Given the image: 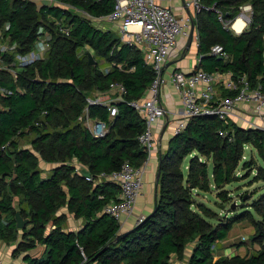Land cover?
<instances>
[{"label":"trees","instance_id":"trees-1","mask_svg":"<svg viewBox=\"0 0 264 264\" xmlns=\"http://www.w3.org/2000/svg\"><path fill=\"white\" fill-rule=\"evenodd\" d=\"M53 1L91 19L106 17L114 9V0ZM198 1L202 8L194 23L202 58L196 69L246 75L264 92V0ZM245 5L252 10L250 23L237 36L223 27L216 10L224 21H233ZM90 20L58 6L36 12L29 0H0V31L16 46L15 53L3 57L6 64L13 63L16 54L31 51L40 38L49 44L39 61L23 69L12 66L15 76L0 71V88L11 92L0 94V243L18 241L13 256L44 247L38 257L25 254L24 264H174L173 259L183 260L191 243L186 264H264V195L246 207L245 195H240L244 207L225 218H217L193 197L194 192L214 193L226 203L232 196L226 187L241 178L237 169L252 166L253 161L243 156L246 146L264 161L263 132L213 116L190 118L180 133L173 134L159 157L152 212L115 241L120 224L104 208L118 201L120 189L95 181L101 173L119 171L125 162L139 168L146 161L147 153L137 140L144 120L129 103L146 97L155 73L138 48L122 44L117 35L95 28ZM56 22L64 25L57 27ZM215 45L223 48L227 59L209 55ZM90 52L94 65L88 64ZM116 84L124 87L122 95L110 90ZM107 93L122 99L113 103L117 115L111 119L105 107L87 103ZM84 112L106 124L103 137L94 138L80 121ZM24 138L29 148L20 145ZM40 160L58 166L43 178ZM73 160L86 168L92 181L67 163ZM62 208L83 220L80 230L63 231L65 215L56 216ZM16 212L28 221L22 230L16 227ZM215 218L218 223L213 225L209 221ZM244 221L254 228L255 254L214 258L212 247Z\"/></svg>","mask_w":264,"mask_h":264},{"label":"built area","instance_id":"built-area-1","mask_svg":"<svg viewBox=\"0 0 264 264\" xmlns=\"http://www.w3.org/2000/svg\"><path fill=\"white\" fill-rule=\"evenodd\" d=\"M184 8L191 9L192 14L179 17L172 9L161 6L156 0H114L112 13L98 20L108 21L117 25V37L120 42L130 47H135L142 53L143 61L150 65L155 73L146 97L142 100L131 101L129 106L142 116L145 124L144 131L138 136L140 146L146 151L147 158L154 148L153 130L155 124L164 118L165 112L162 108L159 95L163 84L162 71L165 63L180 37L187 38L189 29L194 23V15L202 8L198 0L184 2ZM208 10V8H205ZM210 10H214L211 7ZM243 10H251L249 6ZM218 13V20L227 30L231 29L233 21H224L222 15ZM91 18L89 15H87ZM247 25V17L241 15ZM61 32L68 36L66 28ZM49 44L44 38L36 41L34 48L24 54H16L14 62L6 64L3 57L15 53L16 46L8 44V37L0 31V71H7L15 76L12 66L23 69L41 59L48 50ZM209 55L227 59V54L220 45L211 47ZM170 83L179 94L181 102V116L174 127V134L180 133L188 119L198 116H213L218 120L227 123H241L244 129L258 130L264 133V121L261 125L251 123L242 117V108H251L254 116L264 119V92L260 85H252L246 75L232 76L231 73H206L203 70H196L189 75L175 71L170 75ZM222 83L227 96L219 97L216 94V86ZM110 90L122 95L125 89L122 85H111ZM0 94H11L0 88ZM103 99H87L89 105H99L105 107L109 118L117 115L114 102L121 101V97H111ZM106 95V94H104ZM80 121L90 131L94 138H101L107 133L105 123L98 120H91L84 112ZM223 136V134H221ZM247 147V146H246ZM245 147V148H246ZM146 162V161H145ZM132 167L128 162L123 163L119 171L109 174L101 173L96 177V183L103 181L111 182L120 189L118 201H111L104 208V213L121 222L124 217L133 215L136 201L143 186L144 166ZM81 171V170H80ZM77 170V172H80ZM86 181H92L91 176H85ZM144 217L136 219V225L142 222ZM213 246L212 248H214ZM0 264H4L0 254Z\"/></svg>","mask_w":264,"mask_h":264},{"label":"crops","instance_id":"crops-1","mask_svg":"<svg viewBox=\"0 0 264 264\" xmlns=\"http://www.w3.org/2000/svg\"><path fill=\"white\" fill-rule=\"evenodd\" d=\"M161 6L168 7L172 9L174 14H176L179 17H183L187 14H192L191 9L184 8V2H187L189 0H156ZM247 6V5H246ZM98 20V19H93ZM238 18L233 20V24L231 26V31L234 35H240L244 30H246L247 25H244L241 32H238L235 29V24L237 22ZM103 26L97 27L98 29L102 31H111L112 28L116 27L114 24L103 20L102 21ZM110 23V29L108 28V24ZM194 26V32H193V39L191 46L188 50L185 49L187 39L180 37L177 40V44L175 48L172 49L169 58L167 62L165 63L162 71V78H163V84L161 86L160 95H159V101L164 109L165 115L164 118L161 119L158 123L155 124L154 130H153V138H154V148L152 150L151 155L145 162L144 166V173H143V186L140 192V195L136 201L133 215L130 217H124L120 224V233L127 232L131 229H133L136 226V219L140 217H145L148 214H150L154 208V202H155V179L156 174L158 171V164H159V157L160 154L163 153L167 147L168 141L172 138L174 134V127L176 125L177 120L180 118L181 114V102L179 94L174 90L173 86L170 83V75L175 72L179 71L184 73L185 75H189L192 72L196 71V67L199 64L200 59L202 58L201 55L198 54L197 48H198V36H197V29L195 26V23H193ZM234 27V28H233ZM219 85L216 86V94L219 97H223L226 94H228L222 83H218ZM111 95V94H110ZM108 94L106 95H100L97 98L103 99L108 98ZM242 117L240 118L244 120H249L251 123L261 125V122L264 121V119H258L254 116L252 110L250 107L242 108ZM166 117L169 121L167 128L165 129L162 136L160 135L161 129L163 125L166 122ZM240 125L241 123H237ZM241 127V125H240ZM26 148H29V145L26 146ZM41 161V160H40ZM39 161V168L44 171H48V165L43 161L40 163ZM72 166L75 167L76 170H86L82 165L78 164L75 160L71 162ZM45 167H47L45 169ZM48 174L42 172L41 176L45 178ZM119 197V194L117 195V198ZM61 215H65V222L62 226L63 231L65 232H77L80 230V228L83 226V220L81 219H75L72 214H69L66 210V208H62L59 210L56 214L57 217H60ZM239 225H242L239 224ZM52 229V227H48L47 230ZM254 233V231L252 232ZM227 238V237H226ZM225 238V239H226ZM223 240L219 243L220 248H222V252H216L214 255V258H218L220 256H233L235 251L233 248V245H236V243H230L226 242V240ZM18 242V241H17ZM17 242H13L9 244L10 246H7L4 243H0V251L5 250L7 248V251H5V254L8 255L3 262L4 264H24L23 262V256L25 254H28L30 256H40L44 252L43 246H36L33 250H30L28 252H24L21 254H17L16 256H13V251L17 247ZM190 246V247H189ZM185 249V257L183 260H176L174 259V264H186L187 257L191 254L193 245H189ZM226 247V248H225ZM257 247L253 246L252 250H256ZM234 251V253H231Z\"/></svg>","mask_w":264,"mask_h":264},{"label":"rangeland","instance_id":"rangeland-1","mask_svg":"<svg viewBox=\"0 0 264 264\" xmlns=\"http://www.w3.org/2000/svg\"><path fill=\"white\" fill-rule=\"evenodd\" d=\"M53 6L61 7L65 10L70 11L71 13L79 15L80 17H86L89 20L91 19L87 16L86 13L79 11V10H75L68 4L61 3V2H53ZM245 6L240 7V10H239L240 13L238 14L237 18L238 19L241 18V15L246 16L247 17L246 23L248 27V24L250 23V14L252 10H248V11L243 10V7ZM90 21L95 28L103 26L102 24L103 22L100 20L91 19ZM63 25L64 24L62 22L55 23V26L57 27L63 26ZM108 25H109L108 28L110 29V23ZM115 27H116V30L115 28H112V32L115 35H117V25L116 24H115ZM45 39H47V37H45ZM90 55H92V53ZM99 67L100 69H102V71H104V67H105L104 64L101 63ZM241 128L244 129V127H241ZM28 142L29 140L24 138V139H21L19 143L22 147H26ZM243 152H244L243 156L246 157V159H251L253 163H252V166L248 169H243V170L240 168L237 169L236 175L240 176L241 178L238 179V181L226 187V189L231 191L232 193V196H230V199L226 203L220 202L215 197L214 193H211L208 195L207 194L201 195V194H198L197 192L193 193V197L195 201L198 203H202L205 207L210 209L213 213L216 214L217 218L232 217L233 214H230L229 213L230 211L232 210L240 211L242 207L244 206L246 207L250 205L252 200H256L259 196L264 195V172H263L264 171V161L262 158H260L257 155L255 150H251L250 146L246 147ZM67 163L71 164V162H67ZM46 164H50V163H46ZM57 166H58L57 163H51L50 165H48L49 170L48 171L42 170V172L49 174L51 169ZM46 168L47 167H45V169ZM259 169H262V172H260ZM240 195H245L244 198L246 200H245L244 206H241L242 203L239 199ZM250 211L252 212V210ZM253 217L259 220V218L254 213H253ZM209 222L213 225H216L218 223L216 218L214 220H210ZM253 231H254V228L250 226L249 223H247L246 221H244L242 225H239V224L234 225L232 229L230 230V232L228 233L227 238L225 239L226 242L236 243V245H233V248H232L234 249L235 253L234 251H232L231 253L238 254V255L255 254V251L252 250V246H251V239H252ZM189 245H192V243ZM189 245H187V247ZM7 246H10V245H7ZM220 247H221L220 244L219 245L216 244L213 250V254H215L216 252H222V248ZM5 251H7V248L5 250L0 251V254L4 260H6L5 258L8 256L5 254Z\"/></svg>","mask_w":264,"mask_h":264},{"label":"water","instance_id":"water-1","mask_svg":"<svg viewBox=\"0 0 264 264\" xmlns=\"http://www.w3.org/2000/svg\"><path fill=\"white\" fill-rule=\"evenodd\" d=\"M29 1H30L31 4H33L35 6L36 12H39L42 8H50V7H52V2H53L52 0H29ZM193 32H194V26L191 25V27L189 29L188 37H187V43H186V47H185L186 50H188L190 48V46H191L192 39H193ZM218 59L219 60H222L221 57H218ZM88 64L89 65H94L95 64V61L93 60V58H92L91 55H88ZM168 123H169V121H168V119L166 117V122L163 125V127L161 129V132H160V135L161 136L164 133L165 129L167 128ZM80 173L83 176H89V173L86 170H81ZM159 176H160V171L158 169L157 174H156V179H155L156 184L158 182ZM156 194H157V188H156V185H155V197H156ZM15 220H16V227L19 230L24 229L25 226L28 223L27 220H23L19 216V213L18 212H16V214H15ZM137 226H138V224L133 229H131V230H134ZM131 230L117 235V237L115 238V241H119L123 237L127 236L131 232Z\"/></svg>","mask_w":264,"mask_h":264},{"label":"bare ground","instance_id":"bare-ground-1","mask_svg":"<svg viewBox=\"0 0 264 264\" xmlns=\"http://www.w3.org/2000/svg\"><path fill=\"white\" fill-rule=\"evenodd\" d=\"M53 1V0H52ZM54 2V1H53ZM53 2H52V6H53ZM245 25V22H244V19L243 18H239L235 24V29L238 31V32H241L243 27Z\"/></svg>","mask_w":264,"mask_h":264}]
</instances>
